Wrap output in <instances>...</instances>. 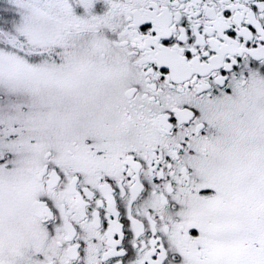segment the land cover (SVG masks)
Here are the masks:
<instances>
[{"label": "snow or ice", "instance_id": "obj_1", "mask_svg": "<svg viewBox=\"0 0 264 264\" xmlns=\"http://www.w3.org/2000/svg\"><path fill=\"white\" fill-rule=\"evenodd\" d=\"M0 264H264V0H0Z\"/></svg>", "mask_w": 264, "mask_h": 264}]
</instances>
